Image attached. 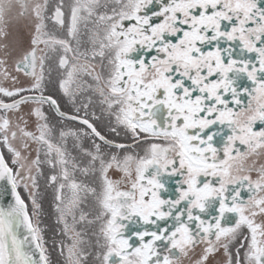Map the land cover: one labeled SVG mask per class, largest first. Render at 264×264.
<instances>
[{
	"label": "snow or ice",
	"instance_id": "obj_1",
	"mask_svg": "<svg viewBox=\"0 0 264 264\" xmlns=\"http://www.w3.org/2000/svg\"><path fill=\"white\" fill-rule=\"evenodd\" d=\"M0 182V264L49 191L65 264H264V0H0Z\"/></svg>",
	"mask_w": 264,
	"mask_h": 264
},
{
	"label": "flooded vegetation",
	"instance_id": "obj_2",
	"mask_svg": "<svg viewBox=\"0 0 264 264\" xmlns=\"http://www.w3.org/2000/svg\"><path fill=\"white\" fill-rule=\"evenodd\" d=\"M84 79H90L89 77H84ZM101 130L106 132V129L101 127ZM6 152V149L4 150ZM22 196L27 198V193L23 188H20ZM31 208V205L29 204ZM40 226L44 229L43 236L46 241L45 247L48 249L49 257L52 264H65L64 258L60 256L58 247H53V241H59L60 239H67L62 237L60 234V229L62 225L56 223V215L51 207V193L44 202V215L40 218ZM187 264V262H185Z\"/></svg>",
	"mask_w": 264,
	"mask_h": 264
},
{
	"label": "water",
	"instance_id": "obj_3",
	"mask_svg": "<svg viewBox=\"0 0 264 264\" xmlns=\"http://www.w3.org/2000/svg\"><path fill=\"white\" fill-rule=\"evenodd\" d=\"M0 183H2V182H0ZM0 199H2L3 200V202L5 203V205L8 203V202H10L11 201V195H10V192H9V194L6 196V197H2V198H0Z\"/></svg>",
	"mask_w": 264,
	"mask_h": 264
},
{
	"label": "rangeland",
	"instance_id": "obj_4",
	"mask_svg": "<svg viewBox=\"0 0 264 264\" xmlns=\"http://www.w3.org/2000/svg\"><path fill=\"white\" fill-rule=\"evenodd\" d=\"M5 86H7V83L5 84ZM33 221H34V223L36 222V218L35 217H33Z\"/></svg>",
	"mask_w": 264,
	"mask_h": 264
}]
</instances>
